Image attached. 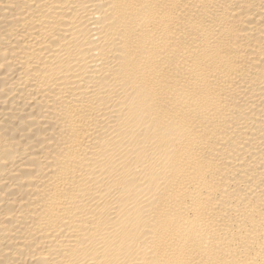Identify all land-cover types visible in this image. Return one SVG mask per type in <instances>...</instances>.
Wrapping results in <instances>:
<instances>
[{"label":"bare ground","instance_id":"obj_1","mask_svg":"<svg viewBox=\"0 0 264 264\" xmlns=\"http://www.w3.org/2000/svg\"><path fill=\"white\" fill-rule=\"evenodd\" d=\"M0 264H264V0H0Z\"/></svg>","mask_w":264,"mask_h":264}]
</instances>
